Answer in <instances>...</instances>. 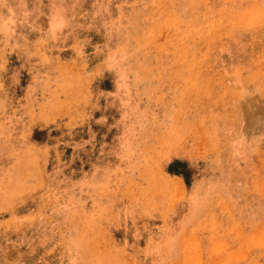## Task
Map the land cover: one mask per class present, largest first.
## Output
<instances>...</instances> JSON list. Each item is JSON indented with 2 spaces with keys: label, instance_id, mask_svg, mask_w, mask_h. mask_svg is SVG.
Segmentation results:
<instances>
[{
  "label": "rangeland",
  "instance_id": "374dc122",
  "mask_svg": "<svg viewBox=\"0 0 264 264\" xmlns=\"http://www.w3.org/2000/svg\"><path fill=\"white\" fill-rule=\"evenodd\" d=\"M0 264H264V0H0Z\"/></svg>",
  "mask_w": 264,
  "mask_h": 264
}]
</instances>
